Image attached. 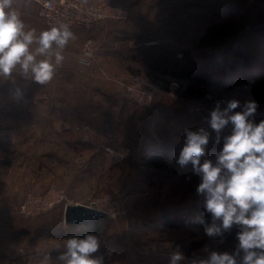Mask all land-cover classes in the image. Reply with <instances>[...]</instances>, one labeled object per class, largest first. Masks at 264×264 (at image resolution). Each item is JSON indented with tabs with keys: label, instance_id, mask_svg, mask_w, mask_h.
<instances>
[{
	"label": "rangeland",
	"instance_id": "1",
	"mask_svg": "<svg viewBox=\"0 0 264 264\" xmlns=\"http://www.w3.org/2000/svg\"><path fill=\"white\" fill-rule=\"evenodd\" d=\"M205 1L118 0L113 4L127 9L129 17L124 23H114L148 27L149 33H152L150 36L158 38L155 41L159 44L165 42V47L173 48L172 55L178 60H183L182 63L191 61L197 65L196 67L211 66V69L216 68L218 71L222 67L229 73L240 71L248 75V78L231 82L224 88L194 85L191 80L182 79L183 85L193 84L195 88L204 90L205 95L201 99L177 94L175 89L178 82L173 81L176 85L172 84L168 92H164L154 83L157 90L150 107L154 105L156 99L164 98L159 97L164 93L167 95L165 98L181 105L182 111L192 113L191 116L197 119L200 126L210 132L207 156L203 157L201 162L203 159H211L215 163V154L221 147L215 143V132L211 130L207 121L217 104L223 109L229 100L236 99L240 101L241 107L234 111H241L246 101H255L258 105L257 111L250 119L257 124L264 120V0H235L239 4L225 8L223 11L229 13L212 22H209L210 9H204L196 4ZM142 17L146 22L140 19ZM130 18L133 22L129 21ZM92 42L91 39L89 65L96 63L98 58L105 59L94 65L106 72L108 79L118 89L114 92L124 97H105L106 103L98 111L89 104L87 117L82 118V121L75 117L73 111L69 116V124L83 129L82 138L89 142L88 147L81 150V155L78 151L73 156L71 150L67 151L65 146L61 145L57 152L62 155V160L73 157L72 164L70 162L65 164L60 160L56 166L46 164L41 167L40 178L33 182L29 191L42 192L47 187L54 186L64 190L68 203L88 204L92 199L103 200L109 197L111 202L103 206L115 215L97 220L96 229L92 233L100 239V248L92 255L102 257L103 253L107 259L106 261L103 259L104 264H169L170 254L177 250L185 257L181 264H191L194 259H206L212 251L223 253L205 237L201 225L169 227L160 223V216L164 212L183 213L180 206L184 201L191 200L192 194L197 192L196 189L202 180L193 173L191 165L180 168L177 164L179 155L172 153L171 148L168 149L165 141L167 137L161 129L144 130L142 124L147 117L142 112L144 108L137 106L127 97L123 83L133 74L147 77L146 73L150 71L147 67L148 62L151 64L155 61L159 70L166 52L154 53L151 60L146 58L147 62L142 61L141 52H137V58L131 61H117L107 59V55L97 54L99 47ZM238 47H241L244 53L241 58L234 53ZM215 61L216 66L213 64ZM136 69H139V72H135ZM153 71V74L158 72L156 69ZM80 108L81 106H78L79 111ZM82 108L84 110V104ZM134 110L137 111L135 123L132 116L129 118ZM59 120H56L57 126L60 125ZM118 132L123 133L122 137L130 136V144L127 140L121 141ZM135 134L136 138H133ZM144 141L150 142L147 144ZM156 151L162 152L167 159L166 167H154L145 163L144 154L149 155ZM73 161L79 163L75 165ZM80 174L83 175L81 181L71 180L72 175ZM177 182L180 183L179 186ZM187 183L191 184V190L185 189ZM62 209L63 203L50 209L56 211V231L65 225ZM46 212L29 218L18 214L25 225L24 242H19V246L14 237L16 231L13 232L10 227L4 230L8 240L3 253L10 255L9 264H17L12 259L16 256L23 259L19 264H46L43 257L47 253L55 264L63 251L57 247L69 237L56 236L54 255V243L52 239L50 240L48 225L46 229L33 226L35 219ZM73 227L78 229L79 226Z\"/></svg>",
	"mask_w": 264,
	"mask_h": 264
},
{
	"label": "crops",
	"instance_id": "2",
	"mask_svg": "<svg viewBox=\"0 0 264 264\" xmlns=\"http://www.w3.org/2000/svg\"><path fill=\"white\" fill-rule=\"evenodd\" d=\"M107 1L115 3L118 0ZM22 18L26 25L36 30L37 34L47 29L37 13L35 2L30 8L22 10ZM131 18L129 21L133 22ZM140 19L146 22L143 17ZM70 29L76 38L67 45L64 52L65 60L51 82L46 85H38L33 82H25L19 77L16 78L15 84L11 81H0V122L3 125L15 127L17 131V139L14 143L0 144V264H9L10 259V255L3 253V248H6L8 240L7 233L4 231L7 230V227H10L13 232L16 231V236L14 233L13 236L16 237L17 246H19V242H24L25 225L18 216L17 206L23 195L31 190L29 187L33 186V182L39 180V169L46 164L56 166L60 160L65 164L71 163L73 157L62 160V155L57 152L61 145L65 146V150H71L73 156L78 151V154L81 155V150L88 147L89 142H85L82 138L83 129L70 125L69 116L74 111L75 117L82 121V118L87 117L89 104L98 111L106 103L105 97H124L114 92L118 89L108 79L106 72L94 65L105 60L102 56L103 60L98 58L99 62L96 61L91 65L80 63V60L84 58L82 49L86 39L91 38L99 47L97 54L107 55V59L131 61V59L137 58V52H141L151 60L154 53L165 51L164 62L180 64L184 62L172 55L173 48L165 47V42L159 44L158 41H155L158 38L150 36L152 33H149L148 27L142 25H132L131 23L121 25L113 21H104L89 28L71 27ZM151 43H157L159 46L151 47ZM172 84L176 85L171 81L169 90ZM15 87L23 89L24 96L21 100L13 99L12 93ZM164 92H168V90H164ZM159 97L164 98L156 99L152 107L142 109V112L147 116L142 127L147 131H151L153 128L161 129L167 137L165 141H167L168 149L171 148L172 153L179 155L186 139L185 129L196 131L201 126L197 119L191 116L192 113L187 110L182 111L181 105L165 98L167 95L162 93ZM78 106H81L80 111ZM136 113L137 111L134 110L129 116V118L132 116L134 123ZM57 119H60L59 126L56 125ZM117 134L122 138L121 141L127 140L130 144V136L122 137L123 133L120 132ZM133 138H136V134L133 135ZM148 142L150 141H144L147 144ZM161 154L163 155L162 152ZM78 163L79 161H73L75 165ZM82 178L81 174L71 176V180L81 181ZM53 212H55V216H53ZM56 221V211L50 210L35 219V223H33L36 228L46 229V225H48L49 237L54 243V255L56 254ZM12 259L17 264L23 262L20 256Z\"/></svg>",
	"mask_w": 264,
	"mask_h": 264
},
{
	"label": "clouds",
	"instance_id": "3",
	"mask_svg": "<svg viewBox=\"0 0 264 264\" xmlns=\"http://www.w3.org/2000/svg\"><path fill=\"white\" fill-rule=\"evenodd\" d=\"M32 4L33 0H0V81L15 84L19 77L25 82L48 84L65 60L67 45L76 38L66 23L37 34L22 18V10ZM87 62L80 60L82 64ZM12 95L21 100L23 89L15 87ZM238 107L240 101L232 99L223 109L217 104L210 113L207 123L215 132V143L223 139L215 163L211 159L201 162L207 156L210 132L203 127L196 131L185 129L186 139L177 164L181 169L191 165L193 173L201 177L196 191L211 216V223L200 217L197 222L208 237L223 236L233 226L239 229L233 253L212 251L206 259H194L191 264H264V120L257 124L250 119L257 111L255 101H246L241 111H234ZM229 124L231 134L222 138ZM57 248L63 251L55 264H104L103 257L92 255L100 248L97 235L71 237ZM184 259L177 250L170 254L169 264H181ZM43 260L53 264L48 253Z\"/></svg>",
	"mask_w": 264,
	"mask_h": 264
},
{
	"label": "trees",
	"instance_id": "4",
	"mask_svg": "<svg viewBox=\"0 0 264 264\" xmlns=\"http://www.w3.org/2000/svg\"><path fill=\"white\" fill-rule=\"evenodd\" d=\"M230 2H227L226 0H206L205 3H196L198 6L201 5V7L204 9H210V16H209V22L214 21L216 18L224 16V14H228V11H223L225 8L229 6H234L239 4L235 0H229ZM229 3V4H228ZM180 14V11L179 13ZM234 53L239 56L240 58L244 56V53L241 50V47H238ZM142 61H146V56L143 55ZM149 59V58H148ZM193 58H191L192 60ZM194 60V59H193ZM192 60V61H193ZM162 61V67L157 69V64L155 61H150L151 64L148 62L147 67L150 71L146 73L147 77L156 83L158 86H160L163 90H169V85L171 81L178 82L177 87L175 89V92L179 95L187 96V97H193L196 99H201L205 92L203 89H197L194 87L195 84H203L208 86H217L219 88L226 87L231 82H236L239 80H243L245 78H248V75L242 74L240 71H234V72H226L222 67L219 68V71L214 68L211 69V66L203 68L201 65L200 67H196L197 65L193 62L189 63H168L164 62V59ZM147 62V61H146ZM217 61H215L213 64L216 66ZM246 62H244V65ZM150 65V66H149ZM156 69L158 72L156 74H153L152 71ZM203 69V71H201ZM206 70V71H204ZM135 72H139V69H136ZM154 72V71H153ZM163 76V77H160ZM189 79L191 80L193 84H187L183 85L181 83L182 79ZM164 150V149H163ZM166 151V150H164ZM144 161L146 164H149L154 167H166L167 166V159L161 154V152L156 151L154 153H151L149 155L143 156ZM180 183L177 182V186H179ZM186 190H191L192 186L191 184L187 183L185 186ZM203 197L198 195L197 192H194L192 194L191 200L184 201L180 208L183 209V213L179 214L175 211V213L171 212H164L160 216V223L165 226L169 227H175V226H193V225H201L197 222L196 218L200 217L205 222L211 223V216L208 214L204 208H203ZM173 214V215H172ZM196 220V221H195ZM97 221V220H96ZM96 221H90L78 225H72V226H66L64 225L62 228H60L59 231H56V236L61 237H78L83 238L86 234L93 233L96 229L95 222ZM73 226H79L78 229H73ZM202 226V225H201ZM203 228V226H202ZM239 231V229L236 226H233V228L229 231L224 233L223 236L219 237H208L203 228V233L205 237H207L211 242H213L216 247L221 252H228L233 253L236 249V245L238 244V240L236 239V234ZM243 253H241V256ZM103 259L106 261L104 254L102 253ZM239 260L240 257H237Z\"/></svg>",
	"mask_w": 264,
	"mask_h": 264
},
{
	"label": "built area",
	"instance_id": "5",
	"mask_svg": "<svg viewBox=\"0 0 264 264\" xmlns=\"http://www.w3.org/2000/svg\"><path fill=\"white\" fill-rule=\"evenodd\" d=\"M37 5V13L43 20L45 26L59 25L66 23L71 27L89 28L94 24L104 21H113L116 23H124L129 17L127 9L119 7L116 4L105 0H33ZM91 39H86L83 45L84 59L88 60L89 46ZM124 91L130 99L139 107H150L155 99L157 90L153 81L147 77L133 74L123 83ZM1 117V104H0ZM231 126L229 125L222 132L221 136L231 134ZM17 139L16 128L10 125H3L0 122V144H11ZM220 147H223V139H221ZM69 200L63 189L54 186L47 187L42 192L27 191L21 198L17 213L22 217H33L42 212H46L58 204L63 206ZM110 198L92 199L87 205H91L96 209L102 210L110 215H115L105 204L110 203ZM102 203V206H101Z\"/></svg>",
	"mask_w": 264,
	"mask_h": 264
},
{
	"label": "water",
	"instance_id": "6",
	"mask_svg": "<svg viewBox=\"0 0 264 264\" xmlns=\"http://www.w3.org/2000/svg\"><path fill=\"white\" fill-rule=\"evenodd\" d=\"M151 47L159 46L157 43H151ZM110 217L102 210L83 203H66L63 206V223L66 226L78 225L90 221H96Z\"/></svg>",
	"mask_w": 264,
	"mask_h": 264
}]
</instances>
